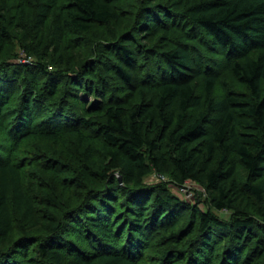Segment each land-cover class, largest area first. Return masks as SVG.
<instances>
[{
  "label": "trees",
  "instance_id": "obj_1",
  "mask_svg": "<svg viewBox=\"0 0 264 264\" xmlns=\"http://www.w3.org/2000/svg\"><path fill=\"white\" fill-rule=\"evenodd\" d=\"M109 2L75 0L65 13L58 0H42L30 22L23 5L19 18L7 16L0 0V55L14 32L22 49L38 59L35 66L0 61V136L11 142L5 156L0 152V264H139L152 233L175 225L190 208V224L175 236L178 245L194 238L189 264H206L219 241L228 248L221 264H237L252 243L251 260L263 264L264 0H139L133 18ZM49 22L47 48L56 53L76 47L67 29H111L106 47L96 62L76 71L77 80L70 70L58 74L63 61L53 62L41 50ZM176 32L181 40L172 42ZM169 43L168 50L154 48ZM149 54L152 73L139 81V56ZM218 67L247 87L251 99L234 95L226 84L224 97L215 100ZM193 70L206 75L204 96L191 84ZM63 76L71 103L60 97ZM146 85L154 96L139 99ZM81 93L98 97V105L88 108ZM202 108L188 119L187 112ZM84 113L99 118L94 123ZM40 116L45 122L37 126ZM66 131L76 138L79 178L89 195L81 209L61 220L49 217L48 232L37 234L47 218L28 190L25 165L13 154L30 139L60 144ZM165 142L173 149L174 184L204 188L213 209L233 212L229 222L188 208L164 185L147 184L153 170L165 171ZM232 157L249 173L244 185ZM17 216L24 231L15 239Z\"/></svg>",
  "mask_w": 264,
  "mask_h": 264
},
{
  "label": "rangeland",
  "instance_id": "obj_2",
  "mask_svg": "<svg viewBox=\"0 0 264 264\" xmlns=\"http://www.w3.org/2000/svg\"><path fill=\"white\" fill-rule=\"evenodd\" d=\"M59 6L68 13L69 7L75 0H58ZM1 3L6 9L7 16H20V6L23 5L26 12V17L30 22L33 21L37 14V10L42 3V0H1ZM109 5L112 8L117 9L122 16L134 17L138 12L139 0H110ZM52 30V24L49 22L47 26V39L46 43L42 46V51L46 52L48 57L53 62L63 61V65L56 66L58 74H68V70L72 71L70 75L73 80L78 79L77 72L83 66L96 62L97 52L101 53V50L106 46V40L108 35L111 33V29L102 27L101 25H95L89 32H78L75 29H67V38L73 40L76 44L75 49L67 48V51H61L59 53L54 52L52 48H47L48 37ZM182 32H176L172 35L173 41H180ZM6 47L4 52L0 55V61H8L10 64H31L35 66L38 62L37 57L29 56L21 47L20 42L14 32L11 36L6 39ZM172 47V43L169 45H155L157 50H168ZM219 60V59H218ZM153 65L152 57L149 55L139 56V65L137 68V75L139 81L146 80V76L150 73V68ZM218 70V83L213 92V98L219 100L225 95L226 84H229L233 89L234 95L251 99L250 91L243 84L239 83L232 73L227 69ZM152 73V71H151ZM191 84L193 85L196 92L204 96V81L206 75L204 73L199 74L195 70L188 73ZM61 85L60 97L68 99L71 103L73 102L68 91V78L63 76L62 79L58 80ZM147 81V80H146ZM115 86V81L111 82ZM114 84V85H113ZM144 87L138 92V98L151 99L153 98V92ZM264 91V81L262 83ZM23 92V89L19 93ZM18 90L16 91V94ZM66 94H68L66 96ZM83 100H86L88 108L90 106L98 105L99 99L96 96H89L86 93L80 94ZM15 98V97H14ZM13 98V102L15 99ZM17 102V100H16ZM15 104H12L9 110L15 108ZM85 104H79L80 108ZM203 110H191L187 112L188 119L198 116ZM11 112V111H9ZM44 111H41V113ZM176 112H179L176 110ZM40 113V112H39ZM45 114H43L44 116ZM39 116V115H37ZM99 115L95 113L83 115L84 119H88L97 122ZM45 117H39L36 121L37 126L45 122ZM60 144H54L51 141L43 140L41 138H35L25 141L21 146L19 152H15L13 157L16 161L25 165L23 168L24 180L27 184L29 192L36 199L40 211L46 216V220L43 222V228L40 233L46 234L50 228L48 218H56L59 220L72 213L76 206H83L89 193L88 187L79 178V168L76 163L78 158L77 141L72 132H63L60 137ZM65 142V143H64ZM10 141H6L4 136H0V152L1 156H5L10 147ZM101 151V148L98 147ZM162 154L167 159L165 171L160 174L157 170H153L152 174L146 179L147 184L151 186L164 185L170 192L171 195L177 197L181 203L185 206L193 207L198 206L199 209L205 212H211L223 221L229 222L232 219L233 212L231 211H216L211 207L210 199L204 188L198 184L188 181L183 186L174 184V169L172 165V152L173 149L168 142L162 144ZM101 153V152H100ZM12 155V154H11ZM232 161L236 166V179L240 185H244L248 182L249 173L243 166L238 157H232ZM119 175V172H117ZM81 184V187H80ZM49 199L55 200L56 206H53ZM12 205V202H11ZM81 209V207H79ZM187 208V207H186ZM74 212V211H73ZM79 214V213H78ZM75 219L78 216L74 215ZM193 217V212L190 209H185L181 217L178 219L175 225L166 226L165 229L157 230L149 238L148 243L145 245V250L142 251L139 257V264H189L191 254H193L192 246L194 238L191 237L184 240V242L178 245L175 236H178L183 229L187 228ZM23 222L22 217H16V237H19L23 233ZM198 239V238H197ZM227 242L219 241L216 243L214 248L215 254L207 260L206 264H221L225 254ZM248 249L245 255L238 261L237 264H255L256 261L251 260L254 258V243L247 246ZM226 250V251H225ZM191 253V254H190ZM26 264V263H25ZM29 264H40L30 261ZM200 264H204V261ZM264 264V262H263Z\"/></svg>",
  "mask_w": 264,
  "mask_h": 264
},
{
  "label": "water",
  "instance_id": "obj_3",
  "mask_svg": "<svg viewBox=\"0 0 264 264\" xmlns=\"http://www.w3.org/2000/svg\"><path fill=\"white\" fill-rule=\"evenodd\" d=\"M119 180H120V182L122 183V177H121V176L119 177Z\"/></svg>",
  "mask_w": 264,
  "mask_h": 264
}]
</instances>
